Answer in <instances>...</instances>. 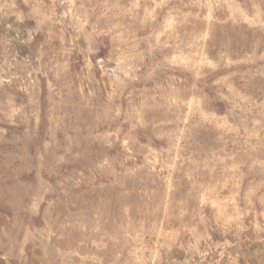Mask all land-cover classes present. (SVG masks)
I'll use <instances>...</instances> for the list:
<instances>
[{
	"label": "rangeland",
	"instance_id": "obj_1",
	"mask_svg": "<svg viewBox=\"0 0 264 264\" xmlns=\"http://www.w3.org/2000/svg\"><path fill=\"white\" fill-rule=\"evenodd\" d=\"M0 264H264V0H0Z\"/></svg>",
	"mask_w": 264,
	"mask_h": 264
}]
</instances>
